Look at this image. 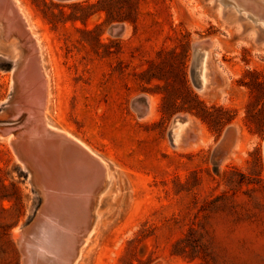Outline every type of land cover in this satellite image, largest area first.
<instances>
[{
  "label": "rangeland",
  "instance_id": "obj_1",
  "mask_svg": "<svg viewBox=\"0 0 264 264\" xmlns=\"http://www.w3.org/2000/svg\"><path fill=\"white\" fill-rule=\"evenodd\" d=\"M19 1L30 40L0 12V264H29L24 231L45 191H59L19 147L56 138L43 135L41 109L104 166L68 264H264V23L224 0H105L110 20L103 10L76 18L92 12L73 5L86 0ZM33 49L45 107L18 77ZM198 50L208 53L203 91L192 81ZM185 78L232 121L211 129L185 110L196 104ZM179 115L190 137L174 146ZM61 254L49 264H65Z\"/></svg>",
  "mask_w": 264,
  "mask_h": 264
},
{
  "label": "bare ground",
  "instance_id": "obj_2",
  "mask_svg": "<svg viewBox=\"0 0 264 264\" xmlns=\"http://www.w3.org/2000/svg\"><path fill=\"white\" fill-rule=\"evenodd\" d=\"M224 1L234 4L239 9L244 10L246 13H250L254 19L264 23V0ZM2 11L11 13L12 15V17H9V15L1 13L2 17L8 21L9 30L19 29L18 31L21 34L23 33L27 40L32 38V35H30L31 33L29 34L28 32L30 30L32 31V29L27 23V17L19 0H0V12ZM5 26L2 27L5 29ZM8 37L10 38V36ZM34 43H36V41ZM39 43L40 42H38V45ZM35 51L30 58H27L28 56L26 57L25 55L27 61L24 63L23 70H20L21 72L19 73L18 77L20 78L21 83H25L32 89L33 102L37 105L44 106L46 105L47 97L44 88L46 87L47 83L45 84V79H42L43 75L41 68L43 67L40 68L39 66V63H41L38 56L39 50L36 49ZM207 55L208 53L202 50H198L195 55L196 70L204 83V87L201 91H203L207 86L205 75V63L207 60ZM40 58L42 57L40 56ZM16 79L15 80L19 81L20 83V80H18V78ZM151 109L152 105L150 104V110ZM39 111H41L40 123L43 127V135L55 136L56 138L25 139L22 141V144L19 145V147L21 148L23 156L30 153L29 155H31V158H34L36 161L33 163L35 164L33 167L36 169V171L40 172V174L45 173L48 177H51V184L54 185V187H58L59 191L57 193L45 191V201L47 199V205L44 204L45 207L42 205L44 209H41V215L38 216L34 226L32 225V231L30 232V229L28 231H24V233H26L24 235L25 239L22 240V249L25 251V254L28 258V260L25 261H27L29 264H49L52 260L51 257L54 255L57 256L59 252H62L61 256L64 257L65 264H68L69 262L71 263V259L73 257L74 259L72 262L76 261L80 255V252L82 251V248L79 249L78 247L80 237L79 231L81 229L80 226L82 224L88 225L90 223V218L92 217L90 211L95 198V190L103 182L104 166L101 164V161L95 159L93 156L95 154H92L88 147L84 143L80 142L77 138L71 136L67 132H64L65 130L62 132L59 131V128H57L58 130H56L54 127L50 128L49 125L51 124L48 125L44 120L46 114L43 115V111L45 110L41 109ZM188 123L189 122L187 119L184 122L176 121L172 124L170 137L174 146H177V137L182 135V139L184 140V138L189 136L188 131L185 130ZM97 156L98 155H96V157ZM42 194L44 195L43 192ZM59 218H61L67 224L69 233L62 231L61 229H57L58 224L56 223L58 222ZM58 231H60L61 234H59ZM91 233L87 236L84 243L89 240ZM20 234H18L17 237H19ZM62 236H64V238H62Z\"/></svg>",
  "mask_w": 264,
  "mask_h": 264
},
{
  "label": "trees",
  "instance_id": "obj_3",
  "mask_svg": "<svg viewBox=\"0 0 264 264\" xmlns=\"http://www.w3.org/2000/svg\"><path fill=\"white\" fill-rule=\"evenodd\" d=\"M33 1L36 2V0H33ZM104 1L105 0H97L96 2H90L89 0H86L85 2H79V3L73 4L74 6H79L80 8H88V11L89 9L92 10V12L88 14L87 12H85L84 14H80V16H77L76 18L83 19L84 15H91L92 13L103 10L106 12L108 20H110L112 18V11L108 6H102ZM44 3L47 4L46 1H44ZM184 84H185L186 90H188L190 95L196 101V104H189L188 106L184 107L185 110L201 118L203 121H205L209 125L211 129L219 130L221 129L219 128V126L221 127L232 121L233 118L225 119L224 116H222L223 112L229 113L230 112L229 109H226L224 107L207 106L202 100L199 99V97L195 93H193L191 88L188 86L186 78L184 79Z\"/></svg>",
  "mask_w": 264,
  "mask_h": 264
},
{
  "label": "water",
  "instance_id": "obj_4",
  "mask_svg": "<svg viewBox=\"0 0 264 264\" xmlns=\"http://www.w3.org/2000/svg\"><path fill=\"white\" fill-rule=\"evenodd\" d=\"M192 81H193V85L195 86V88L197 90L201 91L203 89L204 83H203V80L200 78L199 74L197 73L195 65H194L193 71H192ZM187 119H188V117L186 115H184V116L179 115L173 119V123H175L176 121L184 122Z\"/></svg>",
  "mask_w": 264,
  "mask_h": 264
}]
</instances>
